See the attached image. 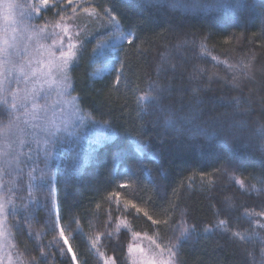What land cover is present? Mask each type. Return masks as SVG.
Here are the masks:
<instances>
[{"label": "trees", "instance_id": "obj_1", "mask_svg": "<svg viewBox=\"0 0 264 264\" xmlns=\"http://www.w3.org/2000/svg\"><path fill=\"white\" fill-rule=\"evenodd\" d=\"M236 3L239 8L233 7ZM84 6H99L98 11L111 8L121 29L136 32L140 39L133 45L124 42L123 48L117 45L106 49V55L114 60L125 59L128 65L127 87L119 85V92L112 93L116 102L109 104L104 95L113 88L115 72L103 79L91 75L103 68V57H97L92 49L98 39L105 37L106 29L88 26L89 42L82 58L71 66V95L77 98L84 115L91 113L95 121L111 131V138L84 152L65 155L54 187L35 189L39 204L22 209L15 218L9 216L15 247L23 253L24 264H74L68 245L59 236V227H52L57 214L78 264H102L97 251L91 249V241L98 234L97 248L105 257H119L117 264H128L127 245L133 242L132 231L141 232V236L160 232L165 240L179 234L153 225L143 212L136 214L131 206L125 210V199L132 200L153 219H162L167 210L173 222L185 219L195 227L191 238L180 245L183 264H253L248 251H253L258 261L260 238H264V227L259 225H264V216L248 217L245 210L264 211V193L244 191L233 174L242 180L248 178L246 184L256 183L252 177L264 170V153L259 150L260 137L255 131L257 119L264 122V113L254 105L250 116L237 117L245 119L247 126L236 139L217 135L210 122H202L232 112L230 101L240 93L224 79H214L194 98L191 87L197 82L190 83L187 77L193 65H200L206 69L202 84L207 83V71L230 79L231 73L223 64L214 67L211 56L234 63L255 55V66H261L257 69L264 68V0H175L174 6L169 0H87ZM45 18L58 19L53 11H47L33 23L43 24ZM183 41L188 42L179 54L186 57L183 75L172 81L173 92L163 103L182 108V115L196 106L197 99L201 101L202 115L197 123H202L207 135L172 131L165 126L159 107L152 105L144 111L137 107L136 97L156 79L160 54L170 51L177 55L174 46ZM201 44L211 55L201 56ZM256 75L262 78L259 72ZM249 86L255 87L245 86V93ZM181 88L182 92L178 90ZM126 178L134 182V187L119 188ZM117 191L121 193L119 206L115 197L111 203L105 199ZM25 216L30 218L25 220ZM118 217L126 219L131 230L121 225L117 231ZM221 219L228 221L227 228L248 229L257 233V238L245 243L231 237L224 228H213ZM205 226L213 230L205 233Z\"/></svg>", "mask_w": 264, "mask_h": 264}, {"label": "snow or ice", "instance_id": "obj_2", "mask_svg": "<svg viewBox=\"0 0 264 264\" xmlns=\"http://www.w3.org/2000/svg\"><path fill=\"white\" fill-rule=\"evenodd\" d=\"M169 2L174 6L175 0H169ZM86 3L87 0H37L27 5L8 2L0 9L6 22L3 28H0V116L7 114L6 121L0 120V239L13 238L7 224V217L11 215L15 218L19 211L22 209L26 211L29 204L35 203L32 198L33 188L39 190L43 186L44 177L50 173V162L57 148L68 136L79 134L87 121L98 123L91 113L87 117L82 114L83 110L76 102L77 98L66 99L71 95V91H74L71 84V66L82 58L85 45L89 42L88 36L91 34L89 25H99L106 29L105 37L98 39L92 49L97 57H103V68L91 75L103 79L106 75L115 72L113 88L104 95L105 102L115 103L112 93L119 92L118 86L122 83L127 87L126 60L112 59L106 55V49L117 47L112 43L114 40L118 42L120 48H123L124 42L133 45L134 41H139L140 38L134 31L126 33L121 29L111 8L98 11L99 6L86 7L84 6ZM67 5H71V8L69 9ZM233 7L239 8L240 4L236 3ZM17 8H27L26 11L21 12L18 19L13 16V10ZM47 11H53L58 19L49 21L45 18L43 24L30 23L32 20L41 18V14ZM81 13L84 14L83 17ZM136 47L139 50V45ZM187 47L188 42L183 41L174 46L177 55L170 51L160 54V60L155 69L156 79L149 82L147 91L136 97L138 109L144 111L152 105L159 107L160 112L164 114L165 126L175 132L186 131L192 136L207 135V129L202 126V123L210 122L214 126L215 134L226 138H238L239 131L247 126V121L237 117L250 116L254 111V105H258L260 111L264 113V68H256L255 55H246L234 63H230L228 59L221 60L217 56H211V59L215 61L214 67L223 64L231 73V78L221 77L215 71H207V83L202 84L206 69L200 65H193L187 78L190 83L197 82L191 87L194 98H198L203 88L208 87L214 79H224L230 88L240 93L230 101L232 112L219 113L216 116H210L208 121L197 123L202 115V109L199 107L202 102L198 99L196 106L190 107L189 111L182 115L179 114L183 111L182 108L174 109L163 103L164 99L173 92L172 81L178 77L182 78L186 57L179 54ZM200 54L201 56L211 55L203 44L200 45ZM178 56L179 62H177ZM169 72L171 75H168ZM257 72L260 73L261 79L257 78ZM247 85H255V87L249 86L245 93L244 88ZM178 90L183 91L182 88ZM61 105H72V111L65 114V108ZM105 124L107 125L108 122ZM186 125L189 127H185ZM255 131L260 137L259 150L264 153V122L257 119ZM41 163L43 167H40ZM132 167V165L129 166L130 172ZM25 168L28 169L26 197L28 204L17 205L15 198L22 190L20 181ZM224 171L227 172V169ZM37 172L41 180V184L38 185L33 183L38 178L34 175ZM233 178L246 192L264 193V170L260 175L252 177L256 183L246 184L248 178L242 180L236 178L234 174ZM51 179L49 175V183ZM257 184L260 185L259 188ZM131 187H134V182L127 178L126 182L119 185L121 189ZM131 194L134 195V193ZM120 196L121 193L117 191L109 193L105 199L111 203L115 197V202L119 206ZM24 198L21 197V199ZM123 203L125 210L131 206L136 214L143 212L153 225L163 226L179 233L167 240L160 232H156L153 236L144 233L143 235L150 242L147 250L139 243L129 242L128 264H183L180 259V245L191 238L192 233L196 231L195 227L189 225L185 219L173 222L167 210L163 213L162 219H153L147 211L138 207L132 200L125 199ZM99 207L100 205H97V208ZM170 208L174 210L175 205H170ZM253 214L264 216V211L253 213L245 210L246 216L251 217ZM109 216L111 217L110 212ZM29 218V216L24 217L25 220ZM117 219L119 220L117 231L121 225L131 230L126 219L120 217ZM59 221L60 217L57 214L52 225L53 229L59 227ZM227 224L228 221L221 219L213 228H224L225 231L230 232L231 237L245 243L257 238L255 232L248 229L233 230L227 228ZM259 226L264 227V225ZM15 227L19 229L20 225L16 224ZM213 228L205 226L203 231L208 233ZM131 235L135 241L141 237L142 233L132 231ZM59 236L64 240V244L68 245L67 251L72 253V261L75 262L77 257L69 245L63 227H60ZM99 238L100 234L91 241L92 247L96 248L97 254L104 258L105 264H117L119 257H105L104 252L97 248ZM260 241L262 247L258 261L255 253L248 251L253 264H264V238H260ZM5 246L4 243H0V249ZM11 246L15 247L14 244ZM60 254L64 255L63 248L60 249ZM22 256L23 253H19L17 259ZM8 259L11 264V256ZM21 264H24L23 260Z\"/></svg>", "mask_w": 264, "mask_h": 264}, {"label": "rangeland", "instance_id": "obj_3", "mask_svg": "<svg viewBox=\"0 0 264 264\" xmlns=\"http://www.w3.org/2000/svg\"><path fill=\"white\" fill-rule=\"evenodd\" d=\"M8 2L17 3L20 5H27V4L37 2V0H0V9L3 8V4L8 3ZM67 6H70V8H71V5H67ZM26 10H27V8L14 9L13 10L14 18L18 19L21 15V12L26 11ZM77 10H79V9H77ZM83 15L84 14L81 13L82 17H83ZM37 19H35V20H37ZM35 20L30 21V23H33V21H35ZM5 23L6 22L4 19V14L2 11H0V28H3ZM48 43H50V41H48ZM112 43L119 45L118 42L115 40L112 41ZM258 67H261V66L257 65L256 68H258ZM53 98H55V97H53ZM72 98H73L72 95H70L69 97H66V99H69V100H71ZM41 103H43V100H41ZM61 106L65 108V114H68L72 111V105H61ZM257 107L259 108L258 105H257ZM84 116L87 117L86 115H84ZM0 120L6 121L7 120V114L0 116ZM109 138H111V131L105 125H101L99 123H92L91 121H87L86 126H82L81 132L79 134H77L75 136H68L67 139L61 144V146H59L57 148V150L54 152V158L50 162V173L48 175H45L44 180H43V186H46V187L49 186L51 189L54 187V182L56 181V177L59 174V168H58L59 164H60L61 160L65 158V155H67L69 153L75 155V153L84 152V150H88L92 146L99 145V144L103 143L104 141L109 140ZM40 167H43V163L40 164ZM27 171H28V169L25 168L24 174H23L21 181H20V183L22 185V190L17 193V196L15 198V202L17 205L28 204V200L26 198L27 197V182H28ZM34 175H36L38 178L33 183L37 184V185L41 184V180L39 179V175H40L39 172L34 173ZM49 175L52 177L50 183H49ZM35 189L36 188L34 187L33 193H32V198L35 201V203L29 204V206H34V205L39 204V202L37 200V196L39 195V193H35ZM21 197H25V198L21 199ZM53 198H54V195H53ZM53 207H54V210H56L57 205H56L55 200H53ZM9 216L7 217V224L10 227ZM59 229H60V226H59ZM0 243H4L6 245L4 248L0 249V258H2V259H0V264H10L9 259H8L9 256H11V258H12L11 264H21L22 259L21 258L17 259V256L19 253H18L16 247L11 246L12 244L15 245L14 239L13 238L10 240L0 239ZM133 243H139L141 245V247H144L146 250L150 246V242L147 240V238L145 236H141V237L137 238L135 241H133ZM91 245H92V243H91ZM91 249L93 251H96V248H93L92 246H91ZM100 258L102 260V264H105L104 258H102V257H100ZM73 263L78 264L77 261H75Z\"/></svg>", "mask_w": 264, "mask_h": 264}]
</instances>
